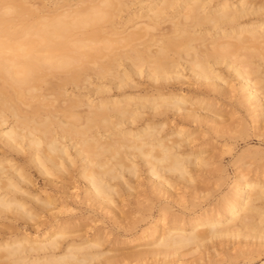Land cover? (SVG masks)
<instances>
[{"label":"bare ground","instance_id":"bare-ground-1","mask_svg":"<svg viewBox=\"0 0 264 264\" xmlns=\"http://www.w3.org/2000/svg\"><path fill=\"white\" fill-rule=\"evenodd\" d=\"M45 2L0 0V264L120 262L94 250L99 234L70 237L79 219L21 184L31 182L27 165L64 195L76 176L91 206L115 219L128 215L122 195L142 166L157 196L177 198L182 183L187 204L161 206L169 221L142 234L155 247L129 254L135 260L168 262L240 235L263 245L264 178L243 162L218 196L195 184L213 155L199 145L210 137L196 141L186 126L209 123L224 135L225 126L245 134L252 123L264 134V0ZM247 155L264 166V151L250 147L235 161Z\"/></svg>","mask_w":264,"mask_h":264},{"label":"rangeland","instance_id":"rangeland-1","mask_svg":"<svg viewBox=\"0 0 264 264\" xmlns=\"http://www.w3.org/2000/svg\"><path fill=\"white\" fill-rule=\"evenodd\" d=\"M45 1L49 5L56 0ZM232 108L233 106L231 105L226 106V110ZM236 109L238 111L239 108ZM242 114H246L244 109H241L235 115ZM186 127L188 132H193L194 129H197L195 132L197 135V138H195L196 141L210 137L206 143L199 145L204 147L203 155H213L209 168L196 171L195 184L209 187L214 195L218 196L230 188L234 175L238 172L243 162L250 164L244 169L245 173H248V175L256 174L258 178H264V169H262L264 166L255 168L256 163H252L250 156L247 155L242 160L235 161L236 156L246 147L264 151V134L259 135L258 131L253 129L252 123H249L247 133L245 134H240L237 131L238 127L225 126L227 127V131L224 135H220V133H214L210 130L209 123H202L201 126L193 123ZM261 131H264V129ZM228 134L231 138L228 137ZM17 156L21 157V155ZM262 161L260 160L259 162L262 163ZM141 168L138 178L134 179L133 186L135 188L132 190V194L122 195L126 198L123 199L124 202L122 201V204L125 205V209L128 208L130 211L128 215H123L119 219H115L109 214L100 211V209L91 206L84 192L85 184L76 176L71 184H65L67 188L64 190L67 193L64 195L62 193L63 190L59 188L62 184H43V178L37 173L36 169L31 165H27L25 169L31 182L21 181V184L38 189L42 195L45 193L54 195L55 199L51 201V204L56 205L55 210L61 211L59 215H76L77 219H79V222L69 229L68 234L70 237L79 241L81 236H88L90 238L96 233L99 234L102 240L101 245L94 250L105 251L104 255H117L120 258L119 264H244V262L246 264H264V244L260 245V240L255 239L252 235L250 237L248 235L247 238L240 235L237 238L225 237L212 241L209 240L198 252L186 254L180 259L175 258L168 262L146 257H144L145 259L135 260L129 254L142 248L155 247V241L153 240L150 243L147 240L149 236H143L142 234L159 225L161 226L164 221H169L170 215L168 213H165L163 215L164 217H161V206L169 205L170 211L177 212L182 204H187L185 200L188 197L186 195L187 189L179 182L177 183L178 189L176 191L180 193L177 197L180 201L176 197L167 196L166 193L162 196L155 195L157 192L154 191L147 179V166H142ZM257 189L255 188V190ZM137 199H140L141 202L144 201L140 205L145 204L148 207L141 209L135 208L133 201ZM62 201L64 202L63 206ZM258 206L260 213L264 214V202ZM154 223L156 224L153 225ZM31 228V225L27 224V231L31 232ZM129 239L131 240L130 242L123 243V241ZM237 249H255V252H253L251 257L228 258L225 255L226 253H234ZM202 254H206L202 260H194L199 255L202 256ZM208 255L210 257L209 260L207 259Z\"/></svg>","mask_w":264,"mask_h":264}]
</instances>
